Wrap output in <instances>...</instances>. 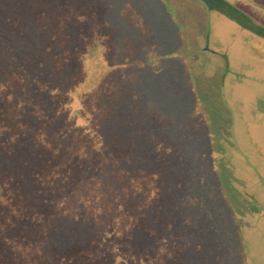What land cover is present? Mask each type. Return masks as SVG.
Returning a JSON list of instances; mask_svg holds the SVG:
<instances>
[{"label": "rangeland", "instance_id": "374dc122", "mask_svg": "<svg viewBox=\"0 0 264 264\" xmlns=\"http://www.w3.org/2000/svg\"><path fill=\"white\" fill-rule=\"evenodd\" d=\"M166 1L0 0V70L7 73L13 70L21 79L17 85L22 92L23 118L33 113L48 128L52 127V121L64 117L53 111L50 86H44L45 90L40 92L42 85L35 79V74L50 70L59 92L65 90L71 95L84 89L97 92L92 99L94 113L90 117L97 132L105 129L103 134H109L114 127L120 133V127L123 132L122 127L129 128L132 122L131 131L135 132L138 122L145 118L151 125L163 126L166 135L162 140L169 145L166 165L173 167L177 149L189 150L193 161L200 164L198 176L205 187L203 193L213 199L211 208L221 213L226 230L238 233L244 255L241 260L235 246L233 264H264V254L252 250L251 240H246L237 219L233 220L227 210L228 197L219 184L223 179L225 182L224 171L231 167L228 162L231 154L226 149L219 150L222 142L209 127L206 103L214 96L208 92V86L214 91L215 76L224 64L229 66L232 74L228 72L225 77L222 97L235 119L242 113L241 103L250 99L247 108L250 117L261 119L255 122L260 134L249 131L253 133L250 146L264 149V41L251 38L221 12V5L207 6L217 10L209 11L199 0H183L181 6L173 5L174 0ZM240 1L247 7L264 4V0ZM13 13L18 15L10 19ZM184 35L194 43L191 48L205 44L213 53L202 57L213 62L204 82L202 74L197 73L200 70L188 71L184 65L187 49L180 44ZM202 90H206V95ZM131 95L135 96L133 101ZM252 97L258 103L251 105ZM132 103L133 111L129 110ZM128 113L130 116L125 118ZM252 124L250 118L244 123H237L236 119L235 137L239 138L243 126L251 128ZM67 140L77 150L88 144L84 137H67ZM98 141L106 146L112 144L109 138ZM207 142L211 148L213 143L215 153H210ZM113 156L101 154L103 170L109 166L106 160L116 161ZM118 156L119 176L120 173L123 176L127 165L124 155ZM160 166L158 169L164 172L165 168ZM33 168V163L28 165V170Z\"/></svg>", "mask_w": 264, "mask_h": 264}, {"label": "trees", "instance_id": "16d2710c", "mask_svg": "<svg viewBox=\"0 0 264 264\" xmlns=\"http://www.w3.org/2000/svg\"><path fill=\"white\" fill-rule=\"evenodd\" d=\"M35 75L40 92L50 86L53 111L64 117L50 128L33 113L23 118L21 79L0 70V264H233L235 246L243 260L238 233L211 208L190 151L177 149L174 168L166 165L163 126L145 118L135 132L129 120L123 132H97L90 122L97 92H59L52 70ZM67 137L88 144L73 149ZM102 138L112 144L102 145ZM101 154L116 157L105 158L106 170Z\"/></svg>", "mask_w": 264, "mask_h": 264}, {"label": "flooded vegetation", "instance_id": "af4514ba", "mask_svg": "<svg viewBox=\"0 0 264 264\" xmlns=\"http://www.w3.org/2000/svg\"><path fill=\"white\" fill-rule=\"evenodd\" d=\"M227 1L232 4L229 6L233 9V12L236 13L238 11L240 13H237V16H242L246 21L264 27V4L254 3L247 7L242 6L243 4L240 0ZM183 2V0H174L172 3L175 6H181ZM204 9L213 10L207 6ZM237 26L247 31L251 38H259L264 41V36L254 34L238 24ZM185 38H187L186 35L182 36L180 43L185 50L187 49L183 58L185 65L189 70L193 68L200 70L197 73L202 74L204 82L207 79L206 74L212 69L213 62L208 58L204 60L202 57H207V54L213 53L207 49L208 45L205 44H200L196 49L191 48L190 46L194 43L187 41ZM216 56L219 55L217 54ZM260 56L262 58L263 55L260 54ZM229 69V66L223 65L221 71L215 76V90H209L208 86V92L213 93L214 96L210 100L205 99L209 106L207 113V117L210 120L209 127L214 132L215 137L222 142L219 150L224 151L223 149H226L232 156L228 160L231 167L228 168L227 172L223 170L226 176V185L223 184L224 179H221L223 182L220 181L219 187L228 197L226 207L230 217L233 220L237 219L238 228L245 235L246 240H251L252 250L264 254V149L261 146L259 148L254 147V145L250 146L253 143L251 139V134L253 133L249 132L251 129L256 134H260L259 125L255 122H261V119L257 117L255 119V116L250 117L249 110H247L250 99L249 101L245 99L241 103L242 113L236 116L237 123H244L250 118L253 124L251 128L247 126L244 128L243 126L239 138L235 137V114L226 106V100L223 99L221 93L225 77L230 72ZM230 74H232V71ZM202 91L206 95V90ZM251 103V105L258 103L257 99L252 97ZM223 142H225V145H223ZM211 145V151L213 150L212 152L215 153L213 143ZM214 158L217 164L216 157ZM221 172L222 168L219 173Z\"/></svg>", "mask_w": 264, "mask_h": 264}, {"label": "water", "instance_id": "95a60500", "mask_svg": "<svg viewBox=\"0 0 264 264\" xmlns=\"http://www.w3.org/2000/svg\"><path fill=\"white\" fill-rule=\"evenodd\" d=\"M205 6H208V3L211 4L208 7L215 8L217 5H221V12L225 13L226 16H230V18L233 19L235 23H237L239 26H242L249 30L250 32L254 34H258L261 36H264V27L259 26L255 23H252L250 21H246L242 18V16H237L236 14H240L238 11L235 13L233 12L229 6L228 3H226L224 0H200ZM237 16V17H236ZM240 17V18H239Z\"/></svg>", "mask_w": 264, "mask_h": 264}]
</instances>
